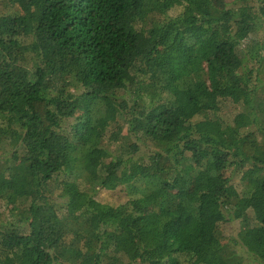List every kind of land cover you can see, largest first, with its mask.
Listing matches in <instances>:
<instances>
[{"label":"trees","instance_id":"trees-1","mask_svg":"<svg viewBox=\"0 0 264 264\" xmlns=\"http://www.w3.org/2000/svg\"><path fill=\"white\" fill-rule=\"evenodd\" d=\"M0 1V264H264V0Z\"/></svg>","mask_w":264,"mask_h":264},{"label":"rangeland","instance_id":"rangeland-1","mask_svg":"<svg viewBox=\"0 0 264 264\" xmlns=\"http://www.w3.org/2000/svg\"><path fill=\"white\" fill-rule=\"evenodd\" d=\"M232 2H234V0H215L214 4H215V6L218 9H223V8H225L227 6L229 7V5ZM4 3H5L4 1H0V12L1 13L2 12H5V11H8V12H16V11H19L18 10V7H15V8H12V9L7 10L6 7H5V5H4ZM238 112H239V109L238 108L234 109L231 105H226V106L224 105L223 107H221L220 115H225V117H227V118L228 117H231L232 118V117L236 116L238 114ZM115 120H116V118L113 121H111L109 123L108 127H107V134H106L107 136H106V139H108L110 137V133L111 132H114L116 130L115 129V122H116ZM121 127L124 130V125L121 126ZM115 148L116 147L114 145H111V146H109L108 149L110 150V152H113V151H115ZM2 150L3 149H1V151ZM112 154L114 156V152ZM4 156L5 155L2 154V157L3 158H4ZM6 157H8V155ZM110 159H108L107 162ZM244 185L245 184H242V182H241L240 185H239L240 186L239 188L244 187ZM95 199L98 202H100L102 204H106V205H108L110 207H117V206H119L121 204H124L128 200V198L126 197V194H125V191H124L123 187H118L117 189L112 190V191L103 190V189H97L96 195H95ZM225 227H227V228H225ZM238 227H239L238 222H235L234 224H231V225L225 224V226L222 229V231L224 230L225 232H231V230H232L233 233H236L239 230Z\"/></svg>","mask_w":264,"mask_h":264}]
</instances>
